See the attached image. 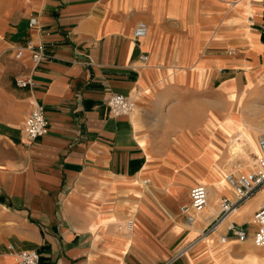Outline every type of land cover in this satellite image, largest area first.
<instances>
[{"label": "crops", "instance_id": "obj_1", "mask_svg": "<svg viewBox=\"0 0 264 264\" xmlns=\"http://www.w3.org/2000/svg\"><path fill=\"white\" fill-rule=\"evenodd\" d=\"M250 2L0 0V264L28 250L42 264H264L251 238L264 192L200 238L233 192L234 114L264 135V110L249 112L264 104V0ZM29 40L50 56L38 68L15 58ZM112 95L136 111L112 117ZM40 103L49 132L29 142ZM196 185L216 213L190 226ZM231 223L249 226L246 243L221 239Z\"/></svg>", "mask_w": 264, "mask_h": 264}, {"label": "built area", "instance_id": "obj_2", "mask_svg": "<svg viewBox=\"0 0 264 264\" xmlns=\"http://www.w3.org/2000/svg\"><path fill=\"white\" fill-rule=\"evenodd\" d=\"M37 24V18H31V27H37ZM148 33V23L139 21L134 31V38L140 40V38L146 37ZM46 48L44 43L37 44L29 40L26 46L16 50L15 58L21 60L29 53L35 67L38 68L39 65L50 60V56L46 53ZM144 59H146L145 56ZM33 83L32 78H23L16 81L17 87L21 89L31 87ZM107 105L110 107V115L114 118H125V116L133 114L137 109L135 99L125 95H112L108 99ZM33 109L26 121L25 134L29 142L36 141L49 132V122L45 106L40 103L36 104ZM258 149L260 155L257 156L253 170L245 174H240L239 176L231 173L226 177V182L232 188L233 192L231 195L225 196L217 202L219 211L216 215H213L216 219L200 238L210 236L217 232L224 219L236 214L255 194L264 192V135L258 141ZM208 204L209 189L204 185L194 186L191 191V203L181 208V213L185 216L186 223L194 226L198 214L203 213L209 207ZM253 221L257 227V231L252 237L254 244L258 248H264V205L256 212ZM127 225L128 230H133L134 225L132 220H129ZM249 235L250 229L248 225L244 226L231 223L228 226V235L223 236L221 239L227 242L230 238H233L240 243H246L249 240ZM17 261L20 264H42L41 256L35 250L20 252L17 255Z\"/></svg>", "mask_w": 264, "mask_h": 264}, {"label": "bare ground", "instance_id": "obj_3", "mask_svg": "<svg viewBox=\"0 0 264 264\" xmlns=\"http://www.w3.org/2000/svg\"><path fill=\"white\" fill-rule=\"evenodd\" d=\"M250 1L251 0H247V2L249 3L248 4L249 6L251 5ZM249 80H250L249 82H251V80H252L251 77L249 78ZM258 82H259V84H264V77H261ZM252 84L253 83H250V86H252ZM259 87H262V86H259ZM252 104L253 105H252L250 111L249 110L248 111L251 112V115L259 117L260 112L262 113L264 110V104L258 103V102H255V104L254 103H252ZM233 121H235V124L238 125V128H236L238 131L235 133L233 138H231L230 147H228V148H229V153L232 155V157L228 161H229V164L233 163L234 165H236L237 168H239L240 171L245 172L246 170L253 167V163H254L253 155H254V153H256L258 151V154H259V149H258V145H257V137H255V135L251 134L252 127L250 125H252V124L248 125V122L245 124V121L242 120V116H240L239 113L234 114ZM243 121H244V123H243ZM248 172H250V171H248ZM245 173H247V172H245ZM241 174H244V173H241ZM216 181H218V180H216ZM208 187H212V186H208ZM208 206L209 207L205 210V214H209V217H210L214 213H216V210L213 207V205H211L210 203L208 204Z\"/></svg>", "mask_w": 264, "mask_h": 264}, {"label": "rangeland", "instance_id": "obj_4", "mask_svg": "<svg viewBox=\"0 0 264 264\" xmlns=\"http://www.w3.org/2000/svg\"><path fill=\"white\" fill-rule=\"evenodd\" d=\"M262 26H264V24L262 25ZM253 28H257V26H253ZM260 139V138H259ZM259 141V140H258ZM258 141H257V145H258ZM230 154V153H229ZM257 156H259V154H258V151L256 152V153H254V155H253V160H254V163H253V167L252 168H250V169H248V170H246L245 172H248V171H250V170H252V169H254V167H255V163H256V159H257ZM230 157H232V155L230 154ZM230 166H228L227 167V175L228 174H235V175H237V176H239L241 173H244L245 174V172H242V171H240L239 170V168H237L236 167V165H234L233 163L232 164H229ZM240 171V172H239ZM252 238V237H251ZM253 239V238H252ZM259 249H262V248H259Z\"/></svg>", "mask_w": 264, "mask_h": 264}]
</instances>
